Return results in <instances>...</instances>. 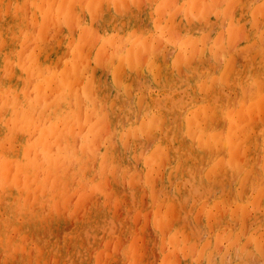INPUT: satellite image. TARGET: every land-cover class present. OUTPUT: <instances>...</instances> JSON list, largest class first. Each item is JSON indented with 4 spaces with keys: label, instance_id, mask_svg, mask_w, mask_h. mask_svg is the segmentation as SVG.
Returning <instances> with one entry per match:
<instances>
[{
    "label": "bare ground",
    "instance_id": "obj_1",
    "mask_svg": "<svg viewBox=\"0 0 264 264\" xmlns=\"http://www.w3.org/2000/svg\"><path fill=\"white\" fill-rule=\"evenodd\" d=\"M8 1L9 0H0V264H50L48 262V254L52 251H54L56 254H60L61 258L63 259L62 261L67 262V264H76L77 261L79 264H88L89 260L85 256V250L92 246L94 239L99 236V234L105 235V233H109V229L107 226H105V222H108V220H110V222L115 221L113 219V215L110 212L113 211V209L115 210L117 206L124 207L125 204H127V202H124L121 198V194L124 192L123 185L125 184L122 183L121 176L129 173L131 170L130 165L132 164L133 157H136L135 155L138 153L145 154L148 148L151 147L150 145H148V147L146 146L148 139L156 141L155 148L150 154L144 155L145 162H143L140 168L139 166L134 165L132 169L133 171L143 174L142 177L145 179V186L147 188L151 185H160L161 189H163L165 184H162L164 181L161 182L160 177L163 174L162 169H166L168 175L167 186H170V183L177 181L176 194L172 199L174 204L173 206H175V204L179 206L183 203H189V201L192 199L195 200V198L202 199L204 195H218L219 193L220 195L217 196L219 201L217 203H221L222 205L223 203H226V206L228 204L227 199H229L227 198V195L229 191L231 192L230 188H232L231 185L233 182L243 186L245 188V192L247 191L248 194H251V191L252 194L253 192H256L257 195L264 201V188L262 186L264 184V175L262 166L258 169L259 174H256V170V175H252L249 172L253 169L251 165H248L252 159H255L254 157L256 155H259L257 156L259 160H257L260 161L261 154L259 151L261 149L259 151H256L258 149L254 150V155L252 159L250 158V161L249 157L253 153H248V158L245 162V166L243 167H240L238 160L235 164H232L231 162L235 161L232 159L231 162H227V164L224 163L225 165H211V167H209L208 173L202 174L203 170L206 169L205 163L211 161V158H213V156L210 158L209 151H212V149H214L213 146H217V144L220 142V134H211V131H213V121L211 122V119H213V117L211 118L210 116V110L214 112V115L218 113V110H224L227 112L228 117L231 120L227 134L228 145L230 149H233V146H235V148L243 146L242 150L244 153L249 148V143H253L255 146H258L260 142L262 143L260 138H264V41H262V39H264V23H262V30L260 31L261 25L255 20L256 15L258 16V13H260L259 9L256 10L255 13L250 17L247 16L248 18H246L244 14L247 13L246 11L248 9H245L244 7L245 0L243 1L244 5L241 3V0H232L231 2H228V8H233L235 5L237 6L236 9L233 10L237 12L235 19H229L228 22V40L225 43L215 40L211 48H204L203 53L210 52L211 59L207 56L206 58H201L202 55L197 57L196 55L198 51H196L193 42H189L190 44L188 46L182 45L179 54L170 66L168 65L169 63H167L168 59L166 60V57L164 59L160 58L158 61L152 60V63L149 64V66H146L145 75L147 76L148 80L152 79L154 89H150L149 86H145L144 83L141 82L143 83L142 85L138 81V79H140L138 77L141 75V71H139L140 75H137L138 68L140 67L138 66L139 62L138 55L136 54L137 51L134 49V47L117 60L116 56L111 59L109 58L110 60L105 64V69L108 70L107 74H104V68L102 72L105 77L108 75L112 78L110 81L101 80L100 75L88 76L84 94L90 105L92 104L90 112L95 116L94 118L97 120V122L91 126L90 132L82 141V146L78 148V143L76 144L74 140L75 132L71 133V128L74 124L77 111L74 112V110H72L70 107L69 103L71 101V96L68 93H64L60 88V86L63 87L64 85H67L66 81H68L70 85V77L65 79L64 76H61L58 77V79L54 77L41 81L40 78L43 76L42 71L44 68H41L37 59L39 57H43L44 59L48 58V51L46 52L45 50L48 47V43H46L47 45H44L43 42H40L42 41L41 36H37V40L40 42L39 44L35 41L37 43L36 45H38L37 47L39 52L35 53L36 50L33 51L32 49V53H34V55L28 62L20 57L19 54L26 50V43H24L23 46H17V44H15V39L19 36L17 27H20L18 16L21 12H19L18 9L23 5L21 4L17 6L15 10L12 11L11 9H8ZM131 1L133 2V0ZM134 1L138 6L139 1ZM79 2H82V0L75 1V4L80 6ZM89 2L91 9L89 13L92 17H94V19H98L104 12L105 4H103L101 0H90ZM105 2H107V0ZM126 2L128 3V1ZM176 2L178 3V1ZM202 2L203 0H200V5L198 2L197 5L195 1H190L188 16L189 20L191 19V21L195 23H192L193 25L198 24L199 17L203 16V14L206 12V8L212 4V1L210 2L211 4ZM219 2L215 3L219 4ZM255 2L249 1L248 3L254 4ZM151 3L153 4V2ZM186 3L187 2H185L184 5H186ZM115 4L117 9V11H115L116 15L122 16L124 19L123 26L125 25L124 27H126L128 25L127 27L131 28V23L135 21L134 18H136L134 17V14L132 15V12H129V9L131 8L122 9V7L124 8L126 6L123 4V2H121V0H118V2L116 1ZM34 5L35 11L34 9L32 11H34V17H36L35 22L44 24L43 26H45L47 24L46 21L49 19L48 16L51 15L50 19L54 18L53 20H55L57 23L53 26V31L57 28V26L59 27V19H66L69 22L74 20V17H72V12L69 11L70 6H68V3H65L61 10L50 8L48 12L40 10L39 7L42 8L43 6L41 1L34 0ZM210 7L212 9V6ZM213 8L216 9L215 7ZM28 10L27 12H29L31 8L29 11ZM78 13L80 12L78 11ZM232 14L234 13H231L230 17ZM107 17V19L102 18L103 20H101V22H105L106 20L107 23L116 20V18H114L113 15L111 16V14ZM160 17L161 16L159 15V18ZM84 18L87 17L84 16ZM131 19L133 21H131ZM161 19L163 18L161 17ZM80 20H82V17ZM222 21L223 20L221 19V25H223V22H225ZM203 22L205 21L203 20ZM172 24L174 26V23ZM182 24L184 25V23ZM205 24L207 25L208 21ZM245 24L250 26L248 30L246 29V31H244L246 32V35L243 39V42L245 43V50H242L243 52L241 53L235 52L234 48L236 46L234 44L241 43L242 38L240 37L243 34L242 29ZM176 25L177 24H175V27ZM84 26L87 28H82L81 38L88 41L95 39L96 36L94 27H92V25L90 26V23ZM158 26L159 25H157V27ZM152 27L154 28V26ZM195 27L196 26H194V28ZM48 28L49 27H47V29ZM59 28H57V30ZM62 28L64 27L62 26ZM104 29L103 33L105 31ZM203 29H205L204 26ZM199 30L200 27H198V31ZM211 31L213 30L211 29ZM182 34L184 35L185 33ZM218 35L221 36V32H219ZM138 36L139 34L133 35L135 41L137 40L135 44L139 42ZM61 37L63 38V36ZM179 38L181 39L180 36ZM115 40L116 37H107L103 46L100 47V49H102L101 54H104L103 51H106L109 43L111 44ZM161 41L160 43L162 44ZM50 42L54 43L52 41ZM112 44L115 45L116 41ZM233 45L235 47L231 48L232 51L234 49V53L232 55L226 54L224 56V54L221 52L219 53L220 58L224 60V65L218 69V65L216 64L217 56L215 57L216 53H214V50L225 49L228 52L229 47ZM167 48L168 47L166 44V49ZM27 50L29 51L30 49ZM173 50L170 49V52ZM16 51H18L19 54L14 55ZM162 52L164 51L162 50ZM170 54L171 53H169V55ZM97 55L98 56L95 57V60L99 64L96 71H100V63L102 60L104 62V59L99 53ZM167 55L168 54H166V56ZM117 61L120 62L116 64ZM141 64L143 65V63ZM124 69H127V73L125 74L122 73ZM140 69H142V67ZM28 72H30L31 76H37V79L40 80L34 95L29 94V90L28 92L22 91V83H24V81L21 82V77ZM65 74L68 75V73ZM83 74L85 73L83 72ZM2 76L5 78L4 81H1ZM75 77L76 75L73 76V78ZM30 81L35 82V80L32 79H30ZM53 83H55V85H53ZM134 83L137 86V91L134 90L135 93L132 89V86L135 85ZM250 83H253V95H255L257 98L256 101H252L256 98H252L254 97L252 96L253 90H251L252 88L248 86ZM240 88H242L240 92L243 95V99L245 102L247 100L250 101V106H245V104L248 103L247 101L242 105L240 112L230 114L231 109L228 105V102H233L235 99L231 97V93L237 96L236 90ZM247 91L249 96L251 93L250 98L247 96ZM92 96H94V99ZM101 102H104V104ZM81 106L80 108L82 109L83 107ZM83 106H85V103ZM237 106L238 105H235V108ZM255 116L259 120L257 123H254ZM261 116L262 120L260 118ZM91 118L94 120L93 117ZM222 119L223 123H225V117ZM40 120L45 122V127L47 124L50 126L48 128L41 129ZM124 125H127L126 128ZM109 126L112 133L108 131ZM117 128L120 129V132L117 131ZM102 129L104 132L106 131V133L110 135V138L107 139L105 143H103L102 139L100 138L101 134L103 133ZM116 132L119 135H116ZM23 135H25L26 138H24ZM194 136H197V140L200 145L194 146ZM31 137H35V139L33 143L29 145ZM192 139H194V141ZM151 140L149 143L152 142ZM234 140H240L242 143L236 146L234 145ZM77 142H79V139ZM219 146L221 145L219 144ZM223 147L222 150H225ZM242 150H239V153H242ZM221 152L220 154H222ZM218 155L219 154H217L216 157ZM242 159H240L241 162ZM98 161L99 163L96 165ZM213 161L214 160L212 159V162ZM258 161L256 162L259 164ZM10 163L15 167V175L12 173ZM95 165L97 167H94ZM246 165L249 167L245 173L243 169L246 167ZM254 166H256V164ZM94 168H97L100 178L99 183L101 184H91L88 188H86L83 184L78 185L77 190L81 191V194L78 195V206L71 208V196L68 195V188L74 185L73 183L77 179L80 180L78 182H84L87 179L92 180ZM116 171L117 173L119 171L121 175L119 177V183L112 181L114 176L116 179ZM21 176L24 179L23 182L21 181ZM134 176L136 177L137 174L135 173ZM109 179L114 183L112 189L114 190V193L116 191L115 197L113 194L104 193L106 182H109ZM31 183L36 186L35 189L31 188ZM47 188L49 190H47ZM106 188L108 187L106 186ZM140 189H142V187H140ZM154 189L155 188L151 190L153 191ZM259 189L261 190L258 191ZM144 191H146V189H144ZM160 191L161 190L158 189L157 194H159ZM245 192L241 193L245 195ZM128 193V202H135L134 196L136 195V192H134L131 187H129ZM231 195H233V193L230 194V196ZM145 196H147V194ZM233 197V199H235V196ZM241 198H238L239 203L242 200ZM72 199L74 200L75 198L73 197ZM244 200L248 201L247 196ZM163 201L164 202L162 203L164 204L165 200ZM245 201L241 202L240 204L238 203L239 205L237 204V209L231 213L226 212L228 211V207L227 210L222 208L220 211L222 210L226 217V220H223L225 221V226L231 229L236 224V219H243L244 217L246 218V215L251 213L250 211H253L254 215L251 217V219L257 220L258 228L254 231L252 236L256 245L252 254L246 249L247 245L244 242L236 241L233 238L230 243H228L226 238L221 236L217 242L215 241V243L210 246L213 247L212 249L202 251L200 260H194L191 257L192 249L190 245L187 242L185 243L183 238L180 237L182 236V232L186 231L187 228L190 229L192 235H198L200 233V229H202L200 225L201 223L199 224L198 222L193 221L188 224L187 219L189 215L187 213L183 214L181 211H178L179 215L175 214V216L182 218V222L185 224L182 223V226H179L175 230L173 237L170 240V244L175 247V253L176 250H179L180 253L184 255L182 260L183 262H186V264H264V240L261 233V231L264 229V209L260 208V202L258 200L248 202L247 204H245ZM115 202L118 203L113 204ZM195 202L197 204L201 202L199 205H203V200H195ZM60 204L63 206V209H68V211H66L68 212V216L65 214V212L62 213L59 211V207H61ZM82 205H85V208H83ZM133 208L134 206L132 209ZM117 211H119V209ZM149 211L151 212V210ZM149 211L148 213H150ZM210 211L211 213L214 212L213 210ZM210 211L208 213H210ZM82 212L84 215L82 214L83 217L80 216V218L82 217L83 220L79 219V216L75 217V213L79 215ZM61 213L62 215L65 214L70 219L73 218L76 220L75 223L70 225V227H65L64 222L61 220L62 217H60ZM148 215L150 217V214H147V217ZM211 216L213 215L211 214ZM73 219L71 220L72 222ZM159 219H162V221ZM117 220H119V218H117ZM154 221L156 222V229L162 231L166 229L167 225L169 226L173 221L176 220L173 219L172 221L168 220L167 218L163 219L161 217L159 218V215H156ZM213 223L214 224L212 225L218 226L215 221ZM119 224L124 226V223ZM248 226L247 228L250 227ZM68 228H70L69 231H67ZM184 228L186 229L183 230ZM225 229L222 231L227 232ZM166 231L169 232V229ZM127 232H129V230ZM217 232H219V229ZM257 232H260V236ZM24 237H28L29 240H27L28 242L26 244H23L26 241H22ZM135 240L136 242L138 241L137 238ZM188 240L189 239H187V241ZM134 242L135 241L133 240V242L128 246V249H125L126 251H124L125 255L126 253L130 255L131 260H137L139 255L137 250L139 247L135 246V244L138 243ZM221 243H225L224 245L226 251L224 254L218 253L219 248H216V245L218 246ZM230 244H237V246H233L234 248H231ZM188 247L190 248V251L187 253ZM168 251L169 250H167V252ZM171 252H173V250ZM118 253L119 252L115 253V255ZM173 258L174 256L168 255V253L163 254L161 264H177V262L181 261L180 259L176 260ZM50 260L52 259L50 258ZM102 261L103 260H100L96 257L95 264H104ZM134 264H142V262L138 261L136 263L134 262Z\"/></svg>",
    "mask_w": 264,
    "mask_h": 264
},
{
    "label": "rangeland",
    "instance_id": "obj_2",
    "mask_svg": "<svg viewBox=\"0 0 264 264\" xmlns=\"http://www.w3.org/2000/svg\"><path fill=\"white\" fill-rule=\"evenodd\" d=\"M39 1H41L43 3V6H42V8L39 7V6H37V7H39L40 10H42L44 12H48L50 8H55V9L61 10L64 7L65 3H68V6H70L69 7V11L72 12V17H74V20H72L71 22H69L66 19L65 20L59 19V21H60L59 27L60 28L57 26V28H59V29L57 30V28H56L53 31L52 30L53 29V26L55 24H57V23L55 22V20H53L54 18L50 19L51 18V15L48 16V17H49V19L52 22L48 19L46 21V23H47L46 24L47 26L45 25L46 27L43 26L44 24H40V23L35 22V18L36 17H34V14H33V12L35 11L34 0H31V1L30 0H27V2H26V0H9L8 1V4H9L8 5V9H11L12 11H14L17 6H19L21 4L23 5V6L19 7V9H18V11L21 12L20 15L18 16V22L20 24V27L19 28L17 27V29H18L17 32H18L19 36L15 39V44H17V46H23L24 43H26V46H25L26 50L23 53H20V54L18 53V51H16L14 55L19 54L20 57H22L23 60H25L26 62H28L30 60V58L34 55V53H32V49H33V51L36 50L35 53H38L39 52L38 47H37L38 45H36L37 43L39 44L40 42H43L44 45H47L46 43H48V47L46 46L47 49H45L46 52L48 51L47 52L48 53V58L44 59L43 57H39L37 59V61H38L39 65L41 66V68H44V70L42 71L43 72L42 73L43 76L40 79L42 81V80H46V79L54 78V77L57 78V79H58V77H61V76L62 77L64 76L65 79H67L68 77H70L69 78L70 85H69V82L66 81V84L67 85H64L63 87L60 86V88H61V90L64 93H68L71 96V98H70L71 101L69 103L70 104V107H71L72 110H74V112L77 111V114L75 116L74 124H73V126L71 128L72 129L71 133L72 132L73 133L75 132L74 140H75L76 144L78 143L77 144L78 148H80L82 146V141L87 136V134L90 132L91 126L95 122H97V120L94 118L95 116L92 115L91 112H90V108H91V105L92 104L90 105L88 99L86 98V96L84 94L85 93L86 82H87L88 76H94V75L97 76V75H100L101 76V80H103V81H110L112 78L109 77L108 75L105 77L103 75V72H102V70H104L106 68L105 67L106 62L109 61L114 56H116V60L119 59L120 57H122L123 55H125L126 53H128V51L131 50V48L134 47V49L137 51L136 54L138 55V62H139V65L138 66L140 68L142 67V69L138 68L137 75H140V73H141V75L138 77V78H140V79H138V81L140 82V84L143 85V83H144L145 86H149L150 89H154L153 88L152 79L148 80L147 76L145 75L146 66H149V64L152 63V60L158 61L160 58L161 59H164L166 57V60L168 59L167 63H169L168 65L170 66L172 64V62L176 59L177 55L179 54L180 48L182 47V45L188 46L191 42H193V44H194V46L196 48V51H198L197 52V55H196L197 57L199 55H202L201 58H206V56H207V57H210V59H211L210 52H204L203 53L204 48H211L213 46L212 44L215 42V40H219L222 43H225L228 40L227 29H228L229 19H235L236 14H237L236 11H233V10L236 9V7H237L236 5L233 8H228L229 7V3L228 2H231L232 0H227V1L226 0H211L212 2L210 0L209 1L208 0H203L202 3H204V2L210 3L211 2L212 4L210 3L211 4L210 6H212V9H211L210 6H208L206 8V12L204 13L205 15L203 14V16L199 17L198 24L197 25H193L195 23L192 22L191 19L189 20V16H188V10H189V7H190V1H195V3L198 5V3H199L200 0H166V1H164V0H157V2H156V0H147V1L146 0H137V1H139L138 6L136 5V3H135L134 0H133V2L131 0H130V2H129V0H121V2H123V4L126 6L124 8L122 7V9H126V8L129 9V8H131L133 11L131 9H129V12H132V15L134 14V17H136V18H134L135 21H133L131 19V21H133V22L131 23V28H130V27H127L128 25L126 27H124L125 25L123 26V24H124L123 17L122 16H119V15H116V12L115 11H117V9H116V4L115 3H116V1L118 2V0H107V2H105L106 0H101V2L103 4H105L104 5V12L105 13L103 12L102 16H100L98 19H94V17H92L91 14L89 13L90 10H91L90 9V2H89L90 0H82V2H79L80 3V6H77L75 4V1H80V0H52V1L51 0H48V1L47 0H39ZM126 1H128V3ZM176 1H178V3ZM188 1H189V4H188ZM243 1L244 0H241V3L242 4H243ZM249 1L255 2V0H245L244 1V4L245 5L244 4L243 5H244L245 9H248L246 11L247 13L244 14V16L246 18H248L252 14H254L256 10L259 9L260 10V13H258V16L256 15L255 20H256V22L258 24L260 23L261 26L260 25H258V26L261 27V29H260V31H261L262 30V25H263L262 23H264V13H263L264 12V0H256V2L254 4L253 3H248ZM151 2H153V4ZM185 2H187L186 3L187 7H186V5H184ZM215 2H217V3L219 2L220 5L217 4V3H215ZM130 3H131V6H130ZM141 3H143V4H141ZM139 4H141V5H139ZM150 4H151V6H150ZM223 4H225V5H223ZM199 5H200V3H199ZM132 6H133V8H132ZM76 7H79V8H76ZM171 7H172V10H171ZM213 7H215L216 9H214ZM27 8L29 10L31 8V10L29 11ZM33 9H34V11H32ZM27 10L29 12H27ZM78 11L80 13H78ZM137 11H140V12H137ZM211 11H212V13H211ZM214 12H215V14H214ZM207 13H209V14H207ZM231 13H234V14H232L233 16L231 15V17H230V14ZM110 14H111V16L113 15V17L116 18L115 21H112V22L110 21V22H107L106 23V20H105V22H101V20H103L105 18L107 19L108 18L107 16H110ZM180 14H182V15H180ZM220 14H222V15H220ZM159 15L163 19H161V17L159 18ZM214 15H215V18H214ZM84 16L87 17V18H84ZM118 16H119V18H118ZM179 16H180V18H179ZM206 16H209V17H206ZM81 17H82V20H80ZM216 18H217V20H216ZM202 19L205 22H203ZM221 19L223 21H225V22L222 21L223 22V25L220 24V20ZM94 20H95V22H94ZM157 20H159V21H157ZM186 21H187V23H186ZM207 21H208V24L206 25L205 23H207ZM213 21H215V22H213ZM119 22H120V24H119ZM162 22H164V23H162ZM89 23H90V26L92 25V27H94L95 36H96L95 39L96 40L95 39H92V40H89L88 41V40H85V39L81 38L82 28H85L86 26H84V25H88ZM172 23H174V26H173ZM182 23H184V25ZM175 24H177L178 26L176 25V27H175ZM217 24H218V26H217ZM157 25H159V26L157 27ZM62 26L64 28H62ZM152 26H154V28ZM194 26H196V27L194 28ZM203 26H204L205 29H203ZM220 26H222V27H220ZM47 27H49L50 30H49V28L47 29ZM122 27H124V28H122ZM144 27H146V28H144ZM198 27H200V30H199L200 32L198 31ZM223 27H225V28H223ZM249 27L250 26L248 24H245L243 26V29H242L243 34L240 37V38H242L241 39V43H238L239 45L238 44H234L236 47L234 45L231 46V47H229L228 52L225 49H215L214 50V53H216L215 54V57L217 56V58H216V64L218 65V69L220 67H223V65H224V60L220 58V54H219L220 52L222 54H224V56H225L226 54L232 55L234 53V49H235V52H239V53H241V52H243L245 50L244 49L245 43L243 42V39H244V37L246 35V32H244V31H246V29L248 30ZM76 28H77V30H76ZM103 29L105 30L104 33H103ZM211 29L213 31H211ZM51 30H52V32H51ZM60 31H61V33H60ZM155 31L156 32L158 31V32L156 33ZM210 31H211V33H210ZM219 32H221V36L218 35ZM47 33H51V34H47ZM179 33H180V35H179ZM182 33H185L186 35L184 34L185 35L184 36ZM209 33H210V35H209ZM134 34H139V36H138L139 37L138 38V41L139 42H137V44H135V42L137 40L135 41V38L133 37ZM160 34H162V35H160ZM142 35H144V36H142ZM152 35H154V36H152ZM192 35H193V37H192ZM37 36H41V40L42 41L39 42L37 40ZM47 36H49V37H47ZM61 36H63V38ZM179 36L181 37V39L179 38ZM217 36H219V37H217ZM107 37L108 38H110V37H116V40H115L116 41V44L115 45L112 44V43H115V41L112 42L111 44L109 43V45L106 48V51H103L104 54H101L102 49H100V47L103 46V44L105 43ZM47 38H48V40H47ZM53 38H55V39H53ZM128 40H130V41H128ZM50 41H52V42L56 41V42L51 43ZM160 41L162 42V44L160 43ZM208 41H209V43H208ZM262 41H264V39H262ZM50 43L52 44V46H51ZM125 43H126V45H125ZM56 44H57V46H56ZM166 44H167V47H168L167 49H166ZM34 45H36V46H34ZM120 45H121V47H120ZM124 45H125V47H124ZM27 47H29V48H27ZM85 47H86V49H85ZM145 48H146V50H145ZM231 48H234L233 51H232ZM27 49H30V50L28 51ZM170 49L171 50L174 49L175 51L173 50V51L170 52ZM66 50H68V51H66ZM79 50H80V52H79ZM154 50H156V51H154ZM162 50L164 52H162ZM167 50H168V52H167ZM229 50H230V52H229ZM107 51H108V53H107ZM87 53H88V55H87ZM98 53L100 54V56L102 55V57L104 59V62L102 60L101 63H100V68H99V70L101 69L100 71H98V70L96 71L97 66H98L99 63L95 60V57L98 56L97 55ZM169 53H171V54L169 55ZM64 54H67V55H64ZM166 54H168V55L166 56ZM203 54H204V56H203ZM27 56H28V58H27ZM64 56H65V58H64ZM118 62H120V61H117L116 64ZM141 63H143V65ZM13 67H14V65H13ZM57 67L58 68L60 67V68L58 69ZM67 67H68V69H67ZM218 69H217V71H218ZM107 71L108 70L105 69L104 70V74L105 73L107 74ZM124 71L122 72L123 74L127 73V69H124ZM139 71H141V72L139 73ZM83 72L86 75L83 74ZM65 73H68V75H66ZM74 75H76L75 78H73ZM30 79L35 80V82L30 81ZM81 79H82V81H81ZM4 80H5V78L2 76L1 77V81H4ZM23 81H24V83H22V85H23L22 91L23 92L24 91L25 92H28V90H29L28 93L34 95L35 90L38 88L37 85L40 82V80L37 79V76H35V77L34 76H31L30 72H28V73L24 74L21 77V82H23ZM141 82H143V83H141ZM134 84H132V85H134ZM53 85H55V83H53ZM78 85L79 86L81 85V86L79 87ZM248 86H250V88H252L251 90H253V83H250V85H248ZM132 87H133L132 88L133 89V92L135 93V91H137L136 84L134 86H132ZM63 88L66 89V90H64ZM241 89L242 88L236 90V95L238 97L235 96V94L231 93V97L232 98H235L234 99L235 102L234 101H233L234 103L233 102H228V105L230 106V109H231L230 114L240 112V109L242 108V105L245 104L248 101L247 98H246V100H247L246 102L243 99V95L240 92ZM249 89H246V90H249ZM246 90H245V93H246ZM253 92H254V90L252 91V96H254L252 98H256L255 95H253ZM248 94L249 93L247 91V96H248V98H250L251 97V93H250V96ZM92 97L94 99V96H92ZM82 100H83V102H82ZM256 100H257V98L255 100L253 99L252 101H256ZM84 103H85V106H83ZM101 103L104 104V102H101ZM235 105H238V106L235 108ZM80 106L83 107V108L81 109ZM245 106L246 107H249L250 106V101H248V103H246ZM210 113H211V115H210L211 118L213 117V119H211V122L213 121V128H212L213 131H211V134H213V135L220 134V136H219L220 142L217 144V146H215V145L213 146L214 149H212V151H209L210 158L212 156H213V158H211V161L208 160L209 162H206L205 163V168L207 170L206 169L203 170L202 174L208 173L209 167H211V165L224 164V163L227 164V162H231L232 159L235 160L234 162H231L232 164H235L237 162V160H238V162L240 163V167H243V166H245V162H246V160L248 158L247 157V154L248 153H253L249 157V161H250V158L252 159V157L254 155V150L258 149L256 151H259L261 149L259 151L260 154H261L260 155V161H258L259 159L257 157L259 155H256L254 157L255 159H252L250 161V164H248V165H251V167L253 169V170H251L249 172L250 174L254 175L256 170H257L256 174H259V170L258 169L262 166L263 175H264V143H263L264 138L263 137L260 138L261 141H262V143L260 142V144H262V145L259 144L258 146H255L253 143H251V144L249 143V148L244 153H243V150H242L243 146H239L238 147L239 149L238 148H235V146H233V149H230V147L228 145V136H227V134H228L229 123H230L231 120L229 119L227 112H225L224 110L223 111L218 110V113L216 115H214V112L212 110H210ZM225 113H226V115H225ZM221 114H222V116H221ZM91 117H93L94 120H92ZM224 117H225V119H224L225 123H223V119H222ZM260 118L262 120V116ZM257 122H259V120L255 116L254 117V123H257ZM40 123H41V127H40L41 129H45V128H48L50 126V125L47 124L46 127H45L44 126V123L45 122L44 121L42 122V120H40ZM223 125H224V127H223ZM124 126L126 128L127 125H124ZM101 128H102V126H101ZM108 128H109L108 131H110V126ZM102 131H103V129H102ZM117 131L120 132V129L117 128ZM110 132L112 133V131H110ZM105 133H106V131L105 132L103 131V133L100 136V138L102 139V142L103 143H105L106 140L110 138V135L107 134V133L105 135ZM117 134L118 133L116 132V135ZM102 136H103V138H102ZM23 137L26 138L25 135H23ZM222 138H223V140H222ZM34 139H35V137H31V140L29 141V145H31L33 143ZM78 139H79V142H77ZM194 139H195V141H194ZM194 139H192L195 142L194 143V146L200 145L199 142H198V140H197V136H194ZM115 140H116V137H115ZM150 140L151 139H148L147 140L148 143L150 142ZM155 142L156 141H152L151 143H149V144L147 143L146 144L147 147H148V145H150L151 147L149 146L150 148H148V150L145 152V154L148 155V154H150L153 151V149L156 146V143ZM240 143H242V141H240V140H238V141L237 140H234V145L237 146V145H240ZM219 144L221 146H219ZM223 145H224V147H223ZM222 147L225 150H222ZM239 150L240 151L242 150V153L241 152L239 153ZM220 152L222 154H220ZM210 153H212L213 155L210 154ZM145 154L138 153L137 155H135L136 157H133L132 164L130 165L131 170L129 171V173H126V174H124V175L121 176L119 171H118V173H117V171L115 172V174H117V176H116V179H115V176H114V179L112 181L119 183V177L121 176L122 183L123 184L125 183L123 185L124 186L123 187L124 188V192L121 194V198L123 199L124 202H127V204H125L124 207L123 206H117L115 208V210L113 209V211L110 212L113 215V219L115 221L110 222V220H108V222H105V226L108 227L109 233L108 234L105 233V235L104 234H99V236H97L94 239L92 246L88 247L85 250V256L89 260V263L88 264H95L96 257L99 258L100 260H103L102 262L104 264H134V262L136 263L138 261H141L142 264H161L162 255L163 254H166V253H168V255L174 256L173 259H176V260L177 259L178 260L180 259L181 260L180 262H177L176 261L177 264H186V262H183V260H182L184 255L182 253H180L179 250H176V253H175V247L172 246V244H170V240L172 239L175 230L179 226H182V223H183L182 222L183 221L182 218H180L179 216H177V217L175 216V214L176 215H179L178 214V211L179 212L181 211V213H183V214L184 213H187L189 215V217L187 219V221H188L187 223L188 224L191 223V222H193V221H196L199 224L201 223L200 225H201V228L202 229H200V233L198 235H192L191 232H190V229L184 228L183 230L186 229V231L187 230L188 231L187 232L186 231H183L182 232V236L180 237V238H183V240H184L185 243L187 242L190 245V247L192 249L191 257L194 260H200V258L202 256V254H201L202 251H206L208 249L209 250L212 249L213 247H210V246H212L215 243V241L217 242L220 239L221 236H224L226 238V240L228 241V243H230V241L233 238L236 241L244 242L247 245L246 249L251 254L254 252V249H255V246L256 245L254 243V239H253L252 236H253L254 231L258 228V223H257V220L256 219L255 220L251 219V217L254 215L253 211H250L251 213H248L246 215V218L244 217L243 219H236V221H235L236 224L231 229V228H227L225 226V221H223V220H226V217H225L223 211L222 210L220 211V209L225 208V210H227V207H228V211H226V212L227 213H231V212H233V211H235L237 209V206L241 202H244L245 201L244 199L246 198V196H247L248 201H245V204H247L248 202H252V201L258 200L260 202V208H263L264 209V201H263L262 198H260L257 195L256 192H253V194H252V191H251V194H248L247 191L245 192V190H244L245 188L243 186L239 185L236 182H233L232 185H231L232 188H230L231 189V192L229 191V193L230 194L233 193V195H231L232 196L231 197L230 194L228 193L227 198H229V199H227V203L228 204L226 206H225L226 203H223V205L221 203H217L219 201V199H218L217 196H219L220 193L218 195H211V194L210 195L209 194L208 195H204L202 199L195 198L196 201L203 200V205L202 206L199 205V203H201V202H199L197 204L195 202V200H193V199L191 201H189V203H183L182 205H179V206H177V204H175V206H173L174 204H173L172 199H173V197L176 194L177 181H175L174 183H170V186H167L168 185L167 184L168 175H167L166 169H164V170L162 169L163 174L160 177L161 182L164 181L162 184L163 185L165 184L164 187H163V189H161V186L160 185H158V186L157 185H151L152 187L150 186V187L147 188L145 186V184H146L145 179L142 177L143 174H141L139 172H136V171H133L132 167L134 165L139 166V168H140V166L143 164V162H145V159H144V155ZM217 154H219V155L216 157ZM239 156H240V158H239ZM215 157H216V159H215ZM199 159H200V156H199ZM212 159L214 160L213 162H212ZM240 159H242V162H241ZM223 161H225V162H223ZM256 161H258L259 164ZM98 163H99V161L96 163V165ZM253 164L254 165L256 164V166H254ZM96 165L94 167H97ZM248 165H246V167H245L246 169L245 168L243 169L245 173L248 170V167H249ZM10 167H11V170H12L13 175H15V173H14V170H15L14 165L10 163ZM135 173L137 174L136 177L134 176ZM128 176H129V178H128ZM141 177H142V179H141ZM21 179H22L21 181L23 182L24 179H23L22 176H21ZM94 179H95V181H94ZM99 179L100 178H99V175H98V172H97V168H94L93 173H92V180L87 179L84 182H78L80 180L77 179L73 183L74 185L70 186L68 188L69 190L67 189L68 192H69L68 195L71 196V198H70V201L72 203L71 208H75L76 206H78V197H79L78 195L81 194L80 193L81 191H78L77 190L78 185L83 184V185H85L86 188H88L91 184H96V183L101 184V183H99ZM108 181L109 182H106V185H105V188H104V193H106V194H113L114 197H115L116 196V191L114 193L113 192L114 190L112 189L114 183L110 179ZM139 185H140V187H142V189H140ZM30 186H31L32 189H35L36 188V186H34L33 183H31ZM106 186L108 188L109 187L110 188L108 189V188H106ZM262 186L264 188V184ZM49 187H50V185H49ZM129 187H131V189L134 192H136V195L134 196L135 202L133 201L134 204L128 202V200H129L128 188ZM143 188L146 189V191H144ZM153 188H155V189L152 191L151 189H153ZM156 189H157V191H158V189L161 190L159 192V194H157L158 192L156 191ZM47 190H49V189L47 188ZM106 190H108V191H106ZM260 190L261 189H259L258 191H260ZM76 191H77V194H76ZM241 192L242 193L245 192V195L246 196L244 194H242ZM146 194H147V196H145ZM241 195H243V196H241ZM249 195H251V196H249ZM233 196H235V199L236 200L233 199L234 198ZM73 197L75 198L74 200L72 199ZM166 198H168L169 200L166 199ZM238 198H241L242 199L240 201V203H239ZM157 199H159V200H157ZM154 200L155 201L157 200L156 201V204H155V201ZM163 200H165V203L164 204L162 203V202H164ZM149 202H151V203H149ZM229 202H230V204H229ZM234 202H235V205H234ZM116 203H118V202H115L113 204H116ZM204 203H205V205H204ZM133 206H134V208L132 209ZM83 208H85V205L83 206ZM118 209H119V211H117ZM193 209H194V211H193ZM149 210H151V212ZM210 210H213L214 212L211 213ZM59 211L62 212V213L65 212V214L68 216V212H66V211H68V209H63V206L62 205H61V207H59ZM148 211L150 213H148ZM183 211H185V212H183ZM209 211H210V213H208ZM125 212H126V214H125ZM217 212H218V214H217ZM62 213H61L60 217H62L61 220L64 222V226L65 227H67V226L70 227V225H73L75 223L76 220H74L71 217L73 219V222H72L71 221L72 219H70L69 217H67L65 214L62 215ZM123 213L125 214V216H124ZM82 214L84 215L83 212L81 214H79V215L75 213V215H76L75 217H78L79 216L78 218L81 219V220H83L82 219V217H83ZM147 214H150V217H149V215L147 217ZM211 214L213 216H211ZM263 214H264V212H263ZM156 215H159V218L160 217L163 218V219L164 218H167L168 220H172V221L174 219L177 222L176 221H173L172 224H170L169 226L168 225L166 226V229H164L162 231H159V230L156 229L157 226L155 224L156 222L154 221V218H155ZM80 216H82V217L80 218ZM117 218H119V220H117ZM159 220L162 221V219H159ZM208 220H210V221H208ZM243 220L246 221V222H244ZM214 221L218 224V226L212 225V224H214L213 223ZM119 223H124V226H121ZM183 224H185V223H183ZM188 224H187V226H188ZM127 225H128V227H127ZM247 226L250 229L247 228ZM263 227H264V222H263ZM167 229H169V232L166 231ZM218 229H219V232H217ZM224 229L227 230V232L222 231ZM69 230H70V228L67 229V231H69ZM128 230H129V232H127ZM212 231H213V233H212ZM187 233H190L191 236H190V234H187ZM257 233L260 236V232H257ZM261 233H262L263 240H264V229L261 231ZM202 234H203V237H202ZM199 235L201 236V238H200ZM136 238L138 240L137 242L135 240ZM184 238L185 239L187 238L189 240L187 241V239L185 240ZM27 240H28V237H24L22 241L23 242L26 241V242H24L23 244H26L29 241V240L28 241ZM133 240L136 243H138V244H135V246L136 247H139V249H140V250L137 249L138 252H139V255H138V258L139 259L137 258V260H135V259H132L131 260V257H130L129 254H127V253H126V255L124 254V251H126L128 249V246L133 242ZM224 244L225 243L219 244L218 245L219 247L216 245V248L217 249L219 248L218 253H220V254H224L225 253L226 248H225V245ZM196 246H197V248H196ZM201 246H202V248H201ZM233 246L236 247L237 244H230V247L231 248H234ZM167 250H169V251L167 252ZM172 250H173V252H171ZM115 251H117L119 253L115 255V253H117ZM189 251H190V248L188 247L187 253ZM52 252L48 254V257H49L48 258L49 259L48 262L50 264H67V262H63L62 261L63 259L61 258L60 254H56L54 251H52ZM175 256H176V258H175ZM50 258L52 260H50ZM76 264H79V262L77 261Z\"/></svg>",
    "mask_w": 264,
    "mask_h": 264
}]
</instances>
